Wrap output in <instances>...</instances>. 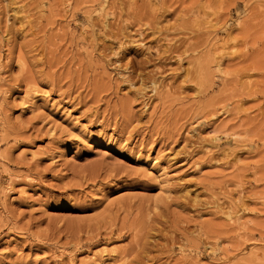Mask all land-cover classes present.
Returning a JSON list of instances; mask_svg holds the SVG:
<instances>
[{
	"label": "rangeland",
	"instance_id": "rangeland-1",
	"mask_svg": "<svg viewBox=\"0 0 264 264\" xmlns=\"http://www.w3.org/2000/svg\"><path fill=\"white\" fill-rule=\"evenodd\" d=\"M0 264H264V0H0Z\"/></svg>",
	"mask_w": 264,
	"mask_h": 264
}]
</instances>
